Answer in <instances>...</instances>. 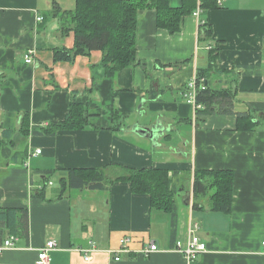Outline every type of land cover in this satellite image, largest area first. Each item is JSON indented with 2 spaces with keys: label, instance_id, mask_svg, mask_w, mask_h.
<instances>
[{
  "label": "crops",
  "instance_id": "obj_1",
  "mask_svg": "<svg viewBox=\"0 0 264 264\" xmlns=\"http://www.w3.org/2000/svg\"><path fill=\"white\" fill-rule=\"evenodd\" d=\"M74 7L75 0H0V138L10 148L0 154V206L27 208L30 229L28 240L16 238L0 254V264H38L50 240L57 247L48 264H264V0H224L199 17H184L174 34L157 26L154 9L141 10V64L114 78L106 76L99 50L73 62L54 59L55 49L74 46V33L60 29V15ZM203 23L212 28L207 42L199 39ZM211 47L219 50L211 85L235 91V109L254 116V129L238 130L235 114L196 115L186 101L185 86L209 66ZM73 102L90 109V126L33 133L63 121ZM114 118L124 123L120 129L111 128ZM135 124H160L156 142L133 132ZM117 165L182 172L175 233L171 214L154 208L148 194L134 193L128 181L60 195L63 170ZM219 169L235 173L232 211H213L206 197L194 208V171ZM48 170L55 171L52 184L38 196ZM194 222L207 250L189 261L173 246L186 242ZM124 236L131 237L128 250L117 253ZM91 241L96 249L86 260L79 248ZM151 242L158 250L146 255Z\"/></svg>",
  "mask_w": 264,
  "mask_h": 264
},
{
  "label": "trees",
  "instance_id": "obj_2",
  "mask_svg": "<svg viewBox=\"0 0 264 264\" xmlns=\"http://www.w3.org/2000/svg\"><path fill=\"white\" fill-rule=\"evenodd\" d=\"M218 0H180L179 5H172L171 0H75V7L60 15L63 34L74 33V46L55 49L56 61L73 62L79 55L88 56L92 51L102 52V65L106 76L114 78L117 73L131 66L141 64L137 57V26L139 12L143 9L156 11V23L159 28L174 34L179 32L182 21L198 8L207 11L219 8ZM57 14L59 13L56 12ZM56 14V15H57ZM212 28L203 23L199 30V39L209 41ZM219 50H209V66L198 69L197 102L201 108L198 114H235L237 129L248 131L255 128L257 122L248 111H236L235 91L230 88H216L211 85L210 75L218 62ZM201 79L204 82H201ZM186 91V86L184 92ZM183 92V93H184ZM90 109L80 102H73L69 111L58 124L34 130L35 135H56L59 130H82L90 126ZM115 117L118 112H114ZM120 119V118H119ZM25 135L29 134V124L25 118ZM124 123L114 118L113 130L120 129ZM8 147H2L0 154L7 155ZM64 176L59 179V192L63 195L67 189L89 191H108L114 181H128L132 191L137 194H148L151 205L171 214L172 229L175 233L178 224V182L182 181L180 171L170 172L159 167L131 168L111 166L110 168H73L63 170ZM38 173V172H36ZM186 173V172H185ZM54 170L42 172V186L36 195L45 197V192ZM190 177L192 173H189ZM180 179V180H179ZM235 173L231 169L196 170L193 175L194 208L203 197L208 198L210 209L222 213L232 211ZM180 187V186H179ZM29 239V212L23 207L0 206V244L10 237Z\"/></svg>",
  "mask_w": 264,
  "mask_h": 264
},
{
  "label": "built area",
  "instance_id": "obj_3",
  "mask_svg": "<svg viewBox=\"0 0 264 264\" xmlns=\"http://www.w3.org/2000/svg\"><path fill=\"white\" fill-rule=\"evenodd\" d=\"M224 0H218V4H222ZM201 13V9L198 8L193 15L199 17ZM39 20H42V17L38 18ZM32 51L29 50L25 53V60L26 62L30 63L32 62ZM198 76L197 74L186 84V91L183 93L184 97L187 102H189L197 115V110L201 108V104L197 102V94H198ZM201 82H204L203 79H201ZM41 150H36L35 154H40ZM52 184V182H50ZM200 226L197 222L191 223L189 227L188 232V239L186 242L177 240L175 242V245L173 248L180 252L182 255H184L185 258H187L189 261L196 260L201 254H203L207 250L206 243L202 240L201 236L198 234ZM131 237L130 236H124L121 239L122 244V250H119L117 253H120L121 251L128 250L127 245L130 243ZM91 247L90 248H79V250L83 251L85 253V259L89 260L91 258V252L96 249L95 243L91 241ZM15 245V237L10 236L6 238L3 243L0 244V254L3 253L8 248H11ZM263 246V254H264V241L262 242ZM57 247V242L55 240H50L46 243L44 247L40 249L39 252V258L37 260L38 264H48L50 263L51 256L50 252L55 250ZM158 245L155 242H151L148 247H145L143 249V253L148 255L151 252L157 251ZM116 259H120V255L116 256Z\"/></svg>",
  "mask_w": 264,
  "mask_h": 264
},
{
  "label": "water",
  "instance_id": "obj_4",
  "mask_svg": "<svg viewBox=\"0 0 264 264\" xmlns=\"http://www.w3.org/2000/svg\"><path fill=\"white\" fill-rule=\"evenodd\" d=\"M159 127L160 124H153L152 126H141L139 124H135L133 125L132 130L139 136L149 138L155 143L159 137Z\"/></svg>",
  "mask_w": 264,
  "mask_h": 264
},
{
  "label": "rangeland",
  "instance_id": "obj_5",
  "mask_svg": "<svg viewBox=\"0 0 264 264\" xmlns=\"http://www.w3.org/2000/svg\"><path fill=\"white\" fill-rule=\"evenodd\" d=\"M180 178H181V175H180ZM179 180H180V179H179ZM180 184H182L181 181H179L178 184H177V185H178V188H179ZM178 198H179V197H177V199H178Z\"/></svg>",
  "mask_w": 264,
  "mask_h": 264
},
{
  "label": "bare ground",
  "instance_id": "obj_6",
  "mask_svg": "<svg viewBox=\"0 0 264 264\" xmlns=\"http://www.w3.org/2000/svg\"><path fill=\"white\" fill-rule=\"evenodd\" d=\"M33 155H36L35 152L33 153ZM38 155V154H37ZM81 252V251H80Z\"/></svg>",
  "mask_w": 264,
  "mask_h": 264
}]
</instances>
